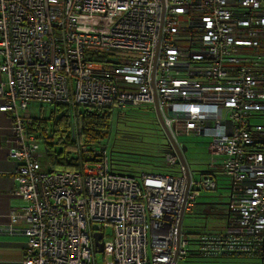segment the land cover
I'll return each instance as SVG.
<instances>
[{
	"label": "built area",
	"instance_id": "obj_1",
	"mask_svg": "<svg viewBox=\"0 0 264 264\" xmlns=\"http://www.w3.org/2000/svg\"><path fill=\"white\" fill-rule=\"evenodd\" d=\"M0 58L18 200L0 235L26 238L23 264H180L185 215L218 189L226 225L198 234V254L264 264V0H0ZM156 103L178 145L205 141L199 179L172 146V174L114 171L105 144L53 172L30 129L33 104L70 108L76 137L77 107Z\"/></svg>",
	"mask_w": 264,
	"mask_h": 264
},
{
	"label": "trees",
	"instance_id": "obj_2",
	"mask_svg": "<svg viewBox=\"0 0 264 264\" xmlns=\"http://www.w3.org/2000/svg\"><path fill=\"white\" fill-rule=\"evenodd\" d=\"M56 112H53L48 120L34 117L33 126L30 128L31 132L35 133L44 145V164L50 171L75 170L80 162L77 149L83 146L90 149L98 147L100 144L106 145L113 123H115L113 125L115 134L113 141L110 142V148H108L110 149V164L114 171L134 176L140 173L165 175L170 171L165 166L164 159L165 153L170 151L171 145L150 107L130 108L123 112L111 109L89 111L77 107L78 131L76 137L72 136L71 109L58 104ZM151 113L154 118L151 117ZM155 138L158 139L157 142L151 141ZM183 143L188 150L189 140ZM172 173H175V170ZM221 187L225 188V183L221 182ZM206 195H203L202 198L207 197ZM199 205L201 207L199 206L196 210L203 208L204 211L201 213L206 217L219 215L225 219V203H200ZM219 206L222 208L219 209ZM189 242L191 244L184 263L205 264L223 260H238L234 263L257 264L245 258H206L198 254L196 240Z\"/></svg>",
	"mask_w": 264,
	"mask_h": 264
},
{
	"label": "rangeland",
	"instance_id": "obj_3",
	"mask_svg": "<svg viewBox=\"0 0 264 264\" xmlns=\"http://www.w3.org/2000/svg\"><path fill=\"white\" fill-rule=\"evenodd\" d=\"M56 106L54 104H44V105H39V104H33L29 112L33 117L36 118H42L45 120H48L53 112H56ZM81 108V107H80ZM59 114L60 112H56ZM149 114V113H148ZM151 117L154 118V116L151 113ZM153 120V119H152ZM261 123H264V121H260ZM115 123L112 124L111 128V134L109 141L107 142L106 146L110 148V142L113 141L114 139V134H115V126H113ZM151 141L157 142L158 139L155 138ZM204 140L202 139H192L189 140L188 144V150L185 153V157L187 159V162L190 165L191 170L195 174V178L199 179V175L197 172L205 171L206 170V165H205V159L208 158L207 153H206V144H204ZM39 145V154H41L45 158V149L42 141L38 143ZM108 148V151L110 150ZM170 171L167 172L166 174H171L174 170L169 169ZM207 197L201 198L199 203H226L228 201V191L224 189H218L215 192H210V194L206 195ZM201 207V206H200ZM222 206H219V209H221ZM203 208L201 210H194L193 212H189L185 215L184 221H183V230L187 234V237L189 240H194L198 238V234L202 233H207L210 231H220L225 225H226V220L219 215L213 216V217H206L205 214L201 213ZM218 213V212H217ZM211 218V219H210ZM113 237V228L109 227L104 231V239L105 241H110ZM106 256L110 258L109 251L106 250ZM97 260L99 263L103 262V255L98 254L97 255ZM238 260H223L222 262H228V263H222V262H209L205 264H236ZM180 264H190L187 262H182Z\"/></svg>",
	"mask_w": 264,
	"mask_h": 264
},
{
	"label": "crops",
	"instance_id": "obj_4",
	"mask_svg": "<svg viewBox=\"0 0 264 264\" xmlns=\"http://www.w3.org/2000/svg\"><path fill=\"white\" fill-rule=\"evenodd\" d=\"M1 81L5 82L6 77L0 75ZM10 126L11 116L0 112V224L8 221L11 209L18 203L14 195L16 164L8 156ZM25 243L24 236L0 235V264H23Z\"/></svg>",
	"mask_w": 264,
	"mask_h": 264
},
{
	"label": "water",
	"instance_id": "obj_5",
	"mask_svg": "<svg viewBox=\"0 0 264 264\" xmlns=\"http://www.w3.org/2000/svg\"><path fill=\"white\" fill-rule=\"evenodd\" d=\"M156 108V118L158 120V123L161 127V129L163 130L164 134L166 135L169 143L171 144L173 150L176 152V154L178 155V158L180 160V163L185 167L187 173H188V165H187V160L185 158V153L187 152V147L185 146V144H181L178 145L177 142L173 139V137L171 136L169 130L167 129V127L165 126L163 119L161 117V114L158 110V105L156 103L155 105ZM103 235L102 233H96L94 236L95 239V246L97 248L98 252H102L103 251V245L101 242Z\"/></svg>",
	"mask_w": 264,
	"mask_h": 264
}]
</instances>
